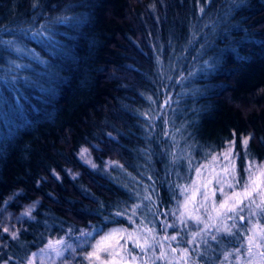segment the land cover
<instances>
[{"label": "trees", "instance_id": "trees-1", "mask_svg": "<svg viewBox=\"0 0 264 264\" xmlns=\"http://www.w3.org/2000/svg\"><path fill=\"white\" fill-rule=\"evenodd\" d=\"M160 94L171 96L161 108L195 118L189 140L234 144L241 191L249 161L264 162V0H0V201L12 191L13 211L35 205L7 249L22 259L52 241L125 227L132 207L134 222L162 232L192 165L175 161L160 120L142 116L156 112ZM246 210L212 216L215 239L202 232L192 244L166 222L164 231L191 264H263L261 255L237 261L235 249L247 253ZM256 220L264 227V215Z\"/></svg>", "mask_w": 264, "mask_h": 264}, {"label": "rangeland", "instance_id": "rangeland-1", "mask_svg": "<svg viewBox=\"0 0 264 264\" xmlns=\"http://www.w3.org/2000/svg\"><path fill=\"white\" fill-rule=\"evenodd\" d=\"M228 2L229 6L231 5L232 7L235 4V0H228ZM13 50L20 51V48L17 46V48H13ZM23 52L27 53L26 50H23ZM9 56L11 57V55ZM182 76L183 75L180 73L178 76L179 80L182 78ZM160 96L161 98L157 103L158 107L156 112L153 113L151 108H149L142 111V116L150 119L153 115L154 118L156 117V121L160 120L162 122L160 125L163 128V139L172 137L175 139V161L180 160L179 165L183 167L192 165V167H187L190 168L187 172L184 170V172L181 173V177L188 176L187 179L184 180L183 184L177 183V205L174 206L175 208H171L168 212L165 211L164 217L163 215L161 216L164 221L162 225V232L157 231L156 234H153L152 231H150V228H147L144 225L143 220H141V222L140 220L138 222H134L133 220L141 219V216L137 212V207H132L129 209L131 215L128 213V219L133 220L129 223L127 222L125 227L111 226L104 229L99 228L94 230V232L92 230L90 232H86V234L80 235L75 240L63 239L60 240L59 243L58 241H52L45 244V246L42 248L43 251L40 249L31 253V255L28 257L21 259L16 255L15 251L12 252L7 249V247H9L8 239L12 236V232L16 233L18 228L23 225L24 219L29 217V215L25 216L23 213L26 210H30L31 213L35 205L23 204L18 208L17 211H13L12 208L8 206L14 200L13 196L9 197V195L12 193L11 191L9 194L4 196L2 202L0 201V254L4 252V258H0V264H28L29 260H31L32 264H100V262L94 257L91 259V261H89L88 259H85V256L88 252L92 251V246L96 243V241L100 240V238L105 234L114 232V230V235L107 242V244L114 245L116 241H119V244L124 245V248L127 250L124 251L120 248L114 249V253H119V255L114 256L115 264H154L155 262L156 264L193 263L194 259L189 255V250L187 247L185 248L181 245H178L179 238L176 233H171L169 229L167 232L164 231V228L166 227L165 222L168 227L169 225H172V229H187V231L183 232L182 237H189L187 240L192 244L193 242L191 241V238H193L194 235L191 234V231L196 235H200L202 232H204L203 235H207L209 238L218 236L219 229L215 227V222L211 221L212 216L216 218L219 217L218 215L221 212H226L227 209L220 208V204L225 202L226 198L231 197L234 191L238 192L235 190L234 183L232 182L235 173L236 158L233 150L234 144L225 140L222 145L223 149L221 148L222 150L220 151L216 149L215 145H213L212 148L210 147L208 149H204L201 147L202 145L200 146L199 140L198 142L195 140H189L191 136L190 132L188 131L189 129H186V125H192L195 121V118H190L189 120L179 119L178 115L174 116L172 114V110L170 114L168 112L169 109L164 110L165 108H161L163 105H165V103L161 104L162 101H165L167 106L171 102L169 99L171 98L170 94L167 95L166 98L163 96V94H160ZM251 135V133H247L244 137L250 136L251 139ZM159 139L160 138L158 136L156 140L158 141ZM163 145L165 147L164 150H166L168 145L164 143ZM229 148H231V155H229L226 159L225 155L228 154ZM187 151L189 153H187ZM217 151L220 152L215 153ZM171 153L172 152H170L169 155ZM211 156L215 157L210 158ZM77 157L87 166H93L86 148H79L77 150ZM216 157H218V159ZM207 161L210 162L207 163ZM171 164H175V162L171 161ZM248 165L245 173L247 171L249 176ZM172 172L174 175L178 176V171ZM123 177L126 176L124 175ZM262 181H264V178H262ZM229 183L232 184V187L228 186ZM128 184L122 183V187L125 189L128 187L129 189L130 187ZM262 184H264V182H262L261 185ZM234 203V199H227L228 207H231ZM248 211L246 210L247 214ZM257 215L250 216L251 221L248 224L249 227L245 232L247 235L253 234L251 230L254 228V226L258 235H260L259 230L264 228L263 223L257 222ZM248 217L249 216H247V218ZM181 221H183V223ZM5 226L9 228L8 232L3 231ZM210 226L212 228L211 231L206 233L207 227ZM224 226L225 224L222 228H224ZM197 227H201V229L199 228L198 230ZM223 231V229L220 230V232ZM129 235H131L133 239H127ZM172 236H176V239H170ZM137 241L141 244H144L145 241H147V244L143 250L134 246ZM245 244H247L246 238L242 244V248L247 252L248 246ZM151 245L153 246V249H151ZM174 245H176V247H174ZM182 248L184 250L186 249L187 252H185ZM173 249H175V251H173ZM57 252H60L61 255L58 256ZM260 252H264V247H253L252 253L249 254V256L255 259L256 257L260 256ZM161 253H163V258H160ZM132 256L136 257L135 261H132ZM101 258L112 259L111 257H106L104 253H101ZM158 261H160V263H158Z\"/></svg>", "mask_w": 264, "mask_h": 264}, {"label": "snow or ice", "instance_id": "snow-or-ice-1", "mask_svg": "<svg viewBox=\"0 0 264 264\" xmlns=\"http://www.w3.org/2000/svg\"><path fill=\"white\" fill-rule=\"evenodd\" d=\"M249 139H250V136L244 137V139L242 140V144L247 146ZM229 155H231V148H229L228 154L225 155V158L227 159ZM248 172H249V179L247 182L243 184L241 191L239 192L234 191L231 197L226 198V201L220 204V208H226L228 212H231L233 214H236L238 212H243L245 208H248L250 216H256L257 214L264 215V193L258 191L261 188V183L264 182L262 181V178H264V163H259L256 161H249ZM236 184L239 185L240 181L236 180ZM228 186L232 187V184L229 183ZM253 193H256V195L261 197L259 202H257L255 197L253 196ZM250 197L251 199L249 200ZM227 199H234L235 203L231 207H228ZM245 200H249L248 205L244 204ZM252 206H254V208ZM23 215L25 216L30 215V210H26L23 213ZM117 215H120V213H117ZM239 219L240 221L243 222L245 220V217L243 215H240ZM181 222L183 223V221ZM169 227H172V225H169ZM3 231L8 232L9 228L5 226L3 228ZM227 231L229 232V234L231 233L230 229H227ZM251 231L253 233L252 235L245 234L247 244H248L247 253H242L241 249L239 248L235 249V252L237 254V261L241 259L242 255L251 254L253 247H256V248L264 247V235H258L255 230V226ZM259 231L260 233H264V228H261ZM114 232L107 233L104 236H102L100 240L96 241V243L92 246V251L86 254L85 259H88L89 261H91V259L94 257L97 261L100 262V264H115L114 256L119 255V253H114V249L120 248L124 251H127V250L124 248V245L119 244V241H116L114 245L107 244V242L113 237ZM11 235L13 236V238H15L16 233L12 232ZM193 235H195V233ZM215 238L216 237H213V239ZM127 239H133V237L129 235ZM170 239L175 240L176 236H172L170 237ZM146 244H147V241H145L144 244H141L137 241L134 246L139 247L143 250ZM41 251H43V249ZM173 251H175V249H173ZM184 251L187 252L186 249ZM101 253H104L106 257H111L112 259H102ZM57 255L59 256L61 255V253L57 252ZM260 255L264 256V252H260ZM160 258H163V253H161ZM131 259L132 261H135L136 257L132 256ZM225 259H227V256L225 257ZM28 264H32L31 260H29Z\"/></svg>", "mask_w": 264, "mask_h": 264}, {"label": "bare ground", "instance_id": "bare-ground-1", "mask_svg": "<svg viewBox=\"0 0 264 264\" xmlns=\"http://www.w3.org/2000/svg\"><path fill=\"white\" fill-rule=\"evenodd\" d=\"M210 158H212V157H210ZM209 158V159H210ZM217 159H218V157H216ZM156 224H157V227H158V223H156V221H153V225H155L156 226Z\"/></svg>", "mask_w": 264, "mask_h": 264}]
</instances>
